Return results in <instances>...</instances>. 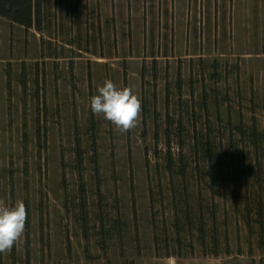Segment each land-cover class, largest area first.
Segmentation results:
<instances>
[{
    "label": "rangeland",
    "instance_id": "374dc122",
    "mask_svg": "<svg viewBox=\"0 0 264 264\" xmlns=\"http://www.w3.org/2000/svg\"><path fill=\"white\" fill-rule=\"evenodd\" d=\"M106 79L141 99L126 134L91 111ZM239 126L264 130V0L0 16V199L27 211L0 264H264V136Z\"/></svg>",
    "mask_w": 264,
    "mask_h": 264
},
{
    "label": "clouds",
    "instance_id": "9594fccd",
    "mask_svg": "<svg viewBox=\"0 0 264 264\" xmlns=\"http://www.w3.org/2000/svg\"><path fill=\"white\" fill-rule=\"evenodd\" d=\"M90 108L94 115L103 116L120 133H128L140 123L141 99L131 87L117 88L110 79L93 95ZM27 211L24 202L8 205L0 199V253L10 251L21 241L25 232Z\"/></svg>",
    "mask_w": 264,
    "mask_h": 264
},
{
    "label": "trees",
    "instance_id": "16d2710c",
    "mask_svg": "<svg viewBox=\"0 0 264 264\" xmlns=\"http://www.w3.org/2000/svg\"><path fill=\"white\" fill-rule=\"evenodd\" d=\"M0 16L23 27H35L38 29L42 17V0H0ZM236 128L238 129V133L251 139V142L256 147L259 139L263 142L264 130L261 136L255 126H250L245 130L244 128L241 129V126ZM78 148L79 145L77 143ZM204 150L208 149L205 148ZM256 209L258 216H260L262 209H264V203L258 202Z\"/></svg>",
    "mask_w": 264,
    "mask_h": 264
},
{
    "label": "crops",
    "instance_id": "0c3cea01",
    "mask_svg": "<svg viewBox=\"0 0 264 264\" xmlns=\"http://www.w3.org/2000/svg\"><path fill=\"white\" fill-rule=\"evenodd\" d=\"M73 2H74V0H72ZM68 6H69V4H68Z\"/></svg>",
    "mask_w": 264,
    "mask_h": 264
}]
</instances>
